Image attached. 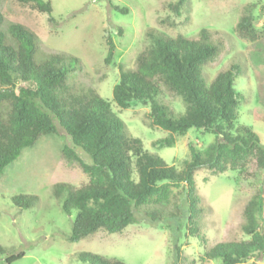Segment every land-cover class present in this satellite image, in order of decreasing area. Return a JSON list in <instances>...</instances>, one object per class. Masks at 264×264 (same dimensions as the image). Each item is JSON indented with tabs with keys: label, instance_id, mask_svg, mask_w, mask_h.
<instances>
[{
	"label": "rangeland",
	"instance_id": "1",
	"mask_svg": "<svg viewBox=\"0 0 264 264\" xmlns=\"http://www.w3.org/2000/svg\"><path fill=\"white\" fill-rule=\"evenodd\" d=\"M44 1L51 4L50 16L14 0H1L0 12L6 23L23 25L36 34L40 58L54 54L78 59L82 68L72 62L77 70L74 78L83 89H93L109 102L125 135L138 139L144 151L180 171L189 159V143L204 150L215 141L208 131L190 130L184 136L171 134L173 146L166 147L164 139L170 134L151 124L149 102H134L121 109L112 96L121 71L135 68L137 55L152 46L156 35L192 39L202 29L211 34L212 42L224 46L216 60L202 67L205 83L208 85L231 65L238 67L234 80L235 126L251 128L264 145V0H184L178 13L171 6L179 0ZM243 15L253 19L255 41L241 39L234 31ZM109 39L114 51L112 60L106 64ZM156 100L176 118L185 112L181 97L164 88ZM57 131L41 136L34 146L24 149L0 176V246L7 256L23 253L13 264H80L77 256L81 252L123 264H174L176 248L179 264H220L202 258L203 253L221 241L247 239L240 228L242 211L249 197L264 184L263 172L252 163L248 164L246 174L236 176L235 180L231 172L214 175L201 169L194 174L200 209L198 236L188 231L187 204L179 186L171 188L167 207L179 206L181 218L152 224L138 217V223L119 233L99 230L77 243L69 242L67 238L76 212L72 211L70 216L65 214L52 197L51 188L57 183L81 187L89 182V176L77 164L63 158L62 148L70 142L58 126ZM77 154L89 163L82 151L77 150ZM133 177L136 179L135 171ZM20 194L35 195L39 201L30 209L17 208L11 197ZM259 231L264 235V198ZM242 264H264V254Z\"/></svg>",
	"mask_w": 264,
	"mask_h": 264
},
{
	"label": "trees",
	"instance_id": "2",
	"mask_svg": "<svg viewBox=\"0 0 264 264\" xmlns=\"http://www.w3.org/2000/svg\"><path fill=\"white\" fill-rule=\"evenodd\" d=\"M14 1L29 5L40 14L52 13L49 1ZM183 2L179 0L171 9L178 13ZM120 12L126 14V10ZM234 31L247 41L257 38L249 15L239 18ZM212 41L211 34L204 29L192 39H171L158 34L152 46L137 55L135 68L121 71L119 82L112 89L113 101L121 109L134 102H149L151 124L170 134L164 139L166 147L173 146L171 134L184 136L190 130L201 129L214 135L215 141L204 150L189 143V159L177 171L144 151L138 139L125 135L109 102L93 89L82 88L74 78L77 70L72 66L73 62L82 68L78 59L54 54L40 58L36 34L23 25L6 23L0 12V176L24 149L34 146L41 136L56 134L58 126L70 142L62 148L63 158L77 164L89 176V182L81 187L57 183L51 188L52 197L65 214L76 212L69 242L77 243L99 230L119 233L138 223V217L152 224L181 218L179 206L167 207L171 188L179 186L185 194L188 231L198 236L200 209L194 185L198 170L207 169L214 175L231 172L235 180L236 176L246 174L248 164L252 163L264 174V145L251 128L235 126L234 80L238 67L231 65L219 72L208 85L204 81L202 67L224 50L222 44ZM113 51L114 44L109 39L106 64L112 60ZM161 88L181 97L185 104L183 115L176 118L157 102ZM77 150L88 157L89 163L82 160ZM263 198L262 183L242 211L240 228L246 240L221 241L206 250L202 258L220 264H242L262 256L264 235L259 231V222ZM38 201L35 195L11 197L12 204L20 209H30ZM4 252L0 246L3 264H13L23 257V253L7 256ZM176 252L174 264H179L178 248ZM77 261L123 264L89 252L79 253Z\"/></svg>",
	"mask_w": 264,
	"mask_h": 264
}]
</instances>
